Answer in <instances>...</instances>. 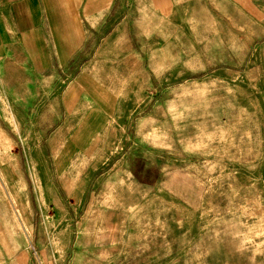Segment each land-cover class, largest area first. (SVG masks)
Instances as JSON below:
<instances>
[{
  "label": "rangeland",
  "instance_id": "obj_1",
  "mask_svg": "<svg viewBox=\"0 0 264 264\" xmlns=\"http://www.w3.org/2000/svg\"><path fill=\"white\" fill-rule=\"evenodd\" d=\"M206 6L164 70L135 0L6 19L0 264H264V0Z\"/></svg>",
  "mask_w": 264,
  "mask_h": 264
},
{
  "label": "crops",
  "instance_id": "obj_2",
  "mask_svg": "<svg viewBox=\"0 0 264 264\" xmlns=\"http://www.w3.org/2000/svg\"><path fill=\"white\" fill-rule=\"evenodd\" d=\"M207 1L216 5L229 4V0H135L137 22L146 33V39L153 44L147 53L150 67L155 70L170 68L181 62L192 50L186 31L176 24L175 11L177 7L189 6V14L193 13L196 30L200 29L198 36L202 37V30L206 31L207 27L201 24L208 20L207 13L211 14L206 6ZM34 2L35 0H0V46L5 39L3 24L6 19L16 22L14 18L20 20L25 14H30Z\"/></svg>",
  "mask_w": 264,
  "mask_h": 264
}]
</instances>
